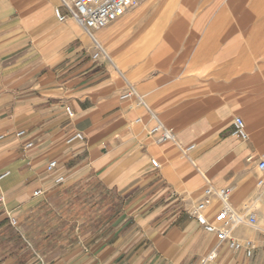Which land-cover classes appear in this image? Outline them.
Here are the masks:
<instances>
[{"label":"crops","instance_id":"1","mask_svg":"<svg viewBox=\"0 0 264 264\" xmlns=\"http://www.w3.org/2000/svg\"><path fill=\"white\" fill-rule=\"evenodd\" d=\"M211 1L134 0L89 35L59 0H0V264H264V8ZM208 186L256 213L232 232L252 256L196 222Z\"/></svg>","mask_w":264,"mask_h":264},{"label":"built area","instance_id":"2","mask_svg":"<svg viewBox=\"0 0 264 264\" xmlns=\"http://www.w3.org/2000/svg\"><path fill=\"white\" fill-rule=\"evenodd\" d=\"M60 6L54 9V15L57 20L62 21L65 18V14L61 12L60 7H64L66 14L77 21L85 30V32L91 35V30L102 28L112 22L113 20L122 16L126 10L133 5L134 0H59ZM101 49L93 54V57H97L101 53ZM130 95H136L141 102V97L135 92L134 89H130L129 92L122 95L125 98ZM66 112L69 116H72V112L69 108H66ZM233 134L241 139L247 138V133L245 130V123L240 117H235L232 121ZM160 132L159 140H173L174 133L171 129L166 128L160 121L157 120L155 126L150 130V133ZM23 131L18 132L21 135ZM81 133H76L72 137L67 139V142H71L74 139H82ZM32 143H27L26 147H30ZM193 146H187L185 151H188ZM154 167H158L159 164L156 160H151ZM56 165V161L53 160L48 163L47 169L51 170ZM258 169L264 171V158L258 161ZM9 171L0 172V180L7 176ZM61 180L58 178L57 181ZM264 179L260 178L259 183H263ZM40 190L36 191L39 194ZM205 198L201 200L194 209V217L196 222L205 230L206 232L216 233L219 241L225 242L228 248L232 251L243 250L247 257L252 256L254 250V244L252 242H247L244 244L240 240L233 237L232 232L235 228L240 225H248L255 229H260L258 227L257 216L253 210H247L245 213L237 212L230 205V194L227 188H214L208 186L204 190ZM212 196L217 197L221 203L222 207L220 211L215 214L216 224L211 223L206 215L204 214V209L210 203V198ZM3 201V196L0 195V202ZM12 224H15L14 219H10ZM264 237V230H261ZM214 254L207 257V260H212Z\"/></svg>","mask_w":264,"mask_h":264},{"label":"rangeland","instance_id":"3","mask_svg":"<svg viewBox=\"0 0 264 264\" xmlns=\"http://www.w3.org/2000/svg\"><path fill=\"white\" fill-rule=\"evenodd\" d=\"M207 0H201L200 8L205 7L204 3ZM220 0H212L211 4H215V7H231V8H249V7H259L264 8V0H221L222 4H219ZM214 7V5L210 6Z\"/></svg>","mask_w":264,"mask_h":264}]
</instances>
